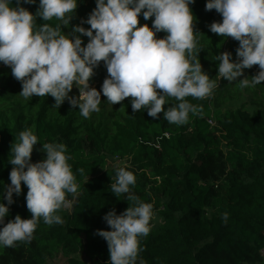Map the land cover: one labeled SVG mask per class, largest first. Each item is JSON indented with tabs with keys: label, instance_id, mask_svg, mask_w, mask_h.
Masks as SVG:
<instances>
[{
	"label": "trees",
	"instance_id": "obj_1",
	"mask_svg": "<svg viewBox=\"0 0 264 264\" xmlns=\"http://www.w3.org/2000/svg\"><path fill=\"white\" fill-rule=\"evenodd\" d=\"M205 3L195 0L190 5L194 30L199 31L195 33L198 48H202L197 59L217 83L215 55L229 51L236 60L238 41L209 30L208 25L221 16L214 9L206 11ZM23 6L35 13L38 0ZM94 7L95 0H80L77 15L83 21ZM153 18L145 21L141 13L139 24L151 26ZM35 23L39 26L45 21L37 17ZM1 65L0 194L10 183V145L25 129H31L39 141L32 152L33 162L46 155L37 150L43 143L65 145L78 193L66 194L71 206L58 210L62 224L47 225L40 218L31 241L0 247V264H47L56 256H62L64 264H107V242L96 230L109 229L103 220L106 212L114 208L119 214L128 207L125 195L118 199L110 189L116 167L133 172L136 183L131 191L153 206L151 231L140 238L143 250L137 264L264 261V81L244 89L235 81L221 82L208 97H187L198 113H190L189 121L177 126L164 120L163 112L155 119L146 109L133 112L130 97L102 107L89 118L82 117L78 106L74 108L67 99L58 108L50 95L24 99L11 68ZM99 66L106 70L103 61ZM258 71L253 65L237 79H251ZM240 99L245 100L230 107ZM175 103L170 100L164 107ZM108 158L118 160V165L108 166ZM26 192L22 182V192L13 194L5 223L16 215L30 218ZM224 212L229 214L226 223L221 219Z\"/></svg>",
	"mask_w": 264,
	"mask_h": 264
},
{
	"label": "clouds",
	"instance_id": "obj_2",
	"mask_svg": "<svg viewBox=\"0 0 264 264\" xmlns=\"http://www.w3.org/2000/svg\"><path fill=\"white\" fill-rule=\"evenodd\" d=\"M194 2L95 0L87 18L65 34L61 26L69 25L77 0H38L35 13L23 5L37 0H0V63L10 67L21 83L19 94L24 99L50 95L57 108L67 99L74 108L78 106L82 117L89 118L100 111L101 93L112 105L130 97L133 112L146 109L154 119L163 112L164 120L181 126L189 121L190 113H198L197 106L186 98L203 99L216 87L197 59L202 48H198L195 33L199 31L193 26L190 5ZM213 9L221 20L209 24V30L238 41L236 60L229 51L215 55L219 78L238 82L241 89L255 87L264 81V0H206L205 10ZM141 13L145 21L154 17L151 26L139 24ZM37 17L45 23L37 26ZM53 20L59 23H47ZM85 23L90 27H83ZM161 31L165 35L157 37ZM82 36L88 37L86 44ZM101 61L107 75L97 90L90 87V79ZM253 65L259 71L251 79H237ZM74 86L79 94L69 95ZM170 100L176 103L165 108ZM38 142L34 132L25 129L10 145V183L0 194V247L31 241L40 218L47 225L62 224L57 212L68 206L66 194L78 193L65 145L43 143L37 150L46 155L33 162ZM110 178L111 192L118 199L125 195L128 207L119 214L114 208L106 212L103 220L109 229H97L96 234L107 242V264H137L143 250L140 238L151 231L153 206L131 191L136 178L126 167H116ZM22 182L31 216L16 215L5 223L13 194L22 192ZM228 215H221L225 223Z\"/></svg>",
	"mask_w": 264,
	"mask_h": 264
},
{
	"label": "rangeland",
	"instance_id": "obj_3",
	"mask_svg": "<svg viewBox=\"0 0 264 264\" xmlns=\"http://www.w3.org/2000/svg\"><path fill=\"white\" fill-rule=\"evenodd\" d=\"M79 3H80V0H77L78 6H79ZM78 6H77V8H78ZM77 8H76V10H77ZM76 10H75V14H74L73 18L69 22V25L68 26H63V25L61 26L62 30L65 32V34L71 31L72 26L82 23V20L77 15V11ZM82 41H83L84 44H86L87 41H88V37L82 36ZM1 66H3V64ZM106 75H107V72H106V70L103 67H100V66L96 67L94 69V76L90 79V87H95L97 90H100L101 89V85H102L103 80L105 79ZM221 82L226 83V82H229V81H227L224 78L220 79L219 76H217V83L215 82V84L219 86V84ZM78 94H79V89L77 87H75V86L73 87V89L69 93V95H78ZM244 100L245 99H240L237 102L231 103L230 107H237L241 103H243ZM110 104L111 103H109L106 100V97L101 93V102H100L99 108L100 109L102 107L103 108H109ZM94 113L98 114L99 112H94ZM91 114H93V113H91ZM117 161L118 160L113 161L112 159L108 158L106 163H107L108 166H114V165H118ZM70 206H71V201L69 202L67 208H70ZM262 253L264 255V250H262ZM47 264H64V259L62 258V256H56V257L48 260ZM257 264H264V261L262 263H257Z\"/></svg>",
	"mask_w": 264,
	"mask_h": 264
},
{
	"label": "built area",
	"instance_id": "obj_4",
	"mask_svg": "<svg viewBox=\"0 0 264 264\" xmlns=\"http://www.w3.org/2000/svg\"><path fill=\"white\" fill-rule=\"evenodd\" d=\"M207 121H208L210 124H214V121H212L211 119H207ZM163 135L166 136V137H168L169 134L165 132Z\"/></svg>",
	"mask_w": 264,
	"mask_h": 264
}]
</instances>
